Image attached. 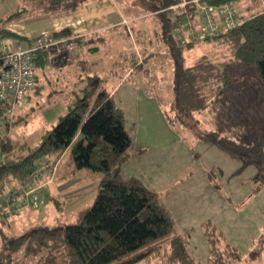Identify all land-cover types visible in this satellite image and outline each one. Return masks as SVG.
I'll use <instances>...</instances> for the list:
<instances>
[{"label": "rangeland", "instance_id": "374dc122", "mask_svg": "<svg viewBox=\"0 0 264 264\" xmlns=\"http://www.w3.org/2000/svg\"><path fill=\"white\" fill-rule=\"evenodd\" d=\"M233 3L243 20L264 7V0H258L257 7H253L251 0ZM18 5L19 0H0V29L8 28L33 38L34 32L43 27L35 23L34 17L7 19ZM157 18L151 16L139 20L145 25L141 34L132 23L130 26L125 23V26L102 33L105 40L113 35L115 42L96 43L97 52L87 49L94 44L84 43L74 51L64 53V61L48 64L44 73L37 76L35 89L25 94L15 110L14 121L20 118L21 121L17 124L13 121L4 129V139L8 136L16 142L37 144L40 136L55 124L57 117L67 112L71 98L80 94L84 85L81 79L97 74L101 86L109 91L113 80L119 83L113 91L114 99L124 111L125 128L132 139L121 174L142 180L158 193L160 200L171 210L177 231L195 229L191 236V253L196 258L203 259L206 255L207 243L200 224L207 219L224 234L228 243L245 252L252 241L264 233V189L253 192V166L245 167L240 159L221 150L214 140L221 130H226L229 124L245 116L253 125L254 134L258 136L264 131L263 84L252 68L238 67L231 75L227 91L231 109L215 114L194 112L188 116L178 112L174 95V72L178 61L184 67L201 56L214 62L223 61L228 59L229 50L226 45L206 42L203 38L194 42L193 47L185 48L172 32L180 54L179 57L172 56L161 42L156 29ZM217 23L218 33L227 30L221 20ZM17 43L20 47L28 45L26 40L7 37L0 39V49L3 45L13 49ZM144 50L153 52L155 57L145 58L143 64L129 71L133 56L144 54ZM105 52L109 55L104 57ZM102 57L101 71L97 73V68L91 63L86 67L78 65L80 60L93 61ZM115 71L117 77L111 74ZM49 160L54 161L55 156ZM57 163L53 180L40 190L37 201L0 219V256L4 254L3 234L13 238L42 224L72 223L80 210L92 204L98 176L90 170L74 171L68 154L62 155ZM10 190L11 186L0 198ZM6 206L0 211H4ZM258 244H262L261 240L255 242L256 247ZM261 253L257 261L264 264V246ZM16 256V264H35L37 261L36 257H24L21 253ZM242 260L243 263L238 264H255L247 258ZM138 264L170 263L157 257Z\"/></svg>", "mask_w": 264, "mask_h": 264}, {"label": "trees", "instance_id": "16d2710c", "mask_svg": "<svg viewBox=\"0 0 264 264\" xmlns=\"http://www.w3.org/2000/svg\"><path fill=\"white\" fill-rule=\"evenodd\" d=\"M102 1L19 0V5L7 19L55 18L85 10L91 2ZM180 1L164 0L160 8H166L164 12L168 13L167 8ZM202 1L219 6L244 0ZM251 1L253 7H257L258 0ZM173 19L175 22V17ZM173 27L174 23V33ZM163 29L165 34L170 27L166 24ZM51 34L55 39L65 40L61 46L67 45L72 36L68 28L53 30ZM7 37L31 44L35 40L1 28L0 39ZM79 41L75 38V45ZM203 41L226 45L229 57L214 62L201 56L186 67L178 61L174 72L175 109L187 116L194 112L215 114L231 109L227 91L231 75L238 67L252 68L256 72L263 84L261 99L264 103V7L249 14L241 25L206 36ZM193 46L194 42H189L182 47ZM172 48L175 49L174 55L179 57L177 45ZM1 56L0 49V60ZM49 60L46 50L37 51L35 86L37 70L43 72ZM80 81H84L80 94L71 98L67 112L57 117L55 124L40 136L37 144L16 142L8 136L0 143V196L10 186L29 180L42 159L49 160L55 156L54 161H57L68 154L74 171L90 170L98 176L94 200L78 212L72 223L42 224L13 238L3 234L4 254L0 256V264H16L18 253L24 257H36L35 264H138L157 257L170 264H238L243 263L242 258L259 264L257 260L262 254L264 233L261 238L253 240L245 252H241L227 242L224 234L209 219L200 224L207 243L205 258H196L191 253V236L195 229L177 231L176 221L158 193L142 180L121 174V166L127 160L132 145L125 128L123 109L101 86L97 75ZM2 118H5L4 105L0 102ZM20 119L13 123H19ZM221 131L214 143L231 157L240 159L245 167L253 166L251 190L258 193L264 189V131L258 136L254 134L247 116ZM52 200L58 203L57 199ZM9 203L7 201L5 205ZM5 205L0 204V208ZM258 240L262 244L256 247Z\"/></svg>", "mask_w": 264, "mask_h": 264}, {"label": "built area", "instance_id": "2783aa9c", "mask_svg": "<svg viewBox=\"0 0 264 264\" xmlns=\"http://www.w3.org/2000/svg\"><path fill=\"white\" fill-rule=\"evenodd\" d=\"M171 17H175L173 31L181 46L189 42H196L206 36L218 34V20L226 29L241 25L244 20L238 16L233 2L221 5H211L202 0H181L167 8ZM123 22L128 23V20ZM74 37L69 38L65 48H74ZM64 39H55L51 33L38 36L34 43L22 49L10 51L2 46L0 60V102L4 105L5 118L0 119V143L4 140V129L11 126L15 119V110L25 97V94L35 86L36 57L38 50L53 49L62 51L60 44ZM57 161L42 159L37 170L22 184L11 188L5 196L0 198V204H7L4 211H0V219L8 214H16L37 201L38 193L49 184L57 171ZM2 209V208H0Z\"/></svg>", "mask_w": 264, "mask_h": 264}, {"label": "crops", "instance_id": "0c3cea01", "mask_svg": "<svg viewBox=\"0 0 264 264\" xmlns=\"http://www.w3.org/2000/svg\"><path fill=\"white\" fill-rule=\"evenodd\" d=\"M163 1L164 0H104L102 2H91L88 4V7L85 10H81L76 13H72L60 17H55V18H50L48 16L35 17L34 18L36 19L34 20L36 21L35 23H40L43 25V27L37 33L34 32L35 35L33 38L36 39L38 36L44 33H51L53 30L68 28L71 31L72 33L71 37H74V40L75 38L80 39V41L76 43V45L74 44V49L72 50H68L67 48H65V46H62L61 52H56L54 49L48 52L50 58L49 64H56L59 61H64L66 59L64 57V53L74 51L84 43L94 44L93 46H88L87 49L90 52L95 53L98 51V48L95 45L96 43L99 42L102 43L106 41L109 43L115 42V37L113 35H109L108 40L103 39L101 35L102 33L110 31L119 26H125V22L123 21L126 19L128 20L129 23L126 24L130 26L132 23L135 28L137 29L139 28L137 33L141 34L144 32L145 25H142L141 22H139V20L145 17L155 16L158 17L157 18L158 26L156 27V29L158 28L159 30L158 34L160 36V39L162 40L161 42L163 43L166 52H169L173 56L174 55L173 51L175 49H173L172 47L175 44V42H174V36L172 34V26H173L172 22L174 21V19L169 15V13H167L166 11L164 12L166 8H162V9L160 8ZM166 24L170 27V30H167V32L164 34L163 28ZM4 29H8V28H4ZM149 34L150 33H147V35ZM165 36H167V38ZM26 42L28 43L27 47L31 45V43H29L28 41ZM22 48H26V47H20V44L17 43V45L13 49H10V51L22 49ZM103 55L105 57L109 55V52L107 53L105 52ZM154 57H155L154 53L148 52L147 50H144V54L141 52L140 56L138 55L133 56L132 59L133 63L129 71L131 70L134 71L139 64H143L145 62V58L151 59ZM108 59L111 58L109 57ZM102 60L103 57L93 61L80 60L78 61V65H81L82 67H86L91 63L95 69L97 68L95 71V73H97L98 70H100L102 67L101 64ZM43 73L44 71L38 73V75H41ZM111 74L115 75L116 77L118 76V73H116V71L114 73L111 72ZM122 74L124 77L125 76L124 73H121L120 75ZM110 83L112 90L110 91L108 89L106 90L110 92V94L114 98L115 93L113 91L115 90V88L119 83H114L113 80Z\"/></svg>", "mask_w": 264, "mask_h": 264}]
</instances>
